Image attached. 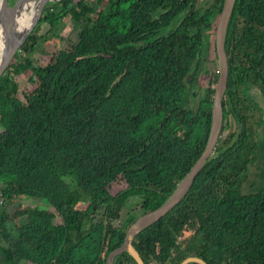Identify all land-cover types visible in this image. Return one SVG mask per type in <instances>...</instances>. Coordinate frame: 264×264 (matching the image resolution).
Listing matches in <instances>:
<instances>
[{"label": "trees", "instance_id": "1", "mask_svg": "<svg viewBox=\"0 0 264 264\" xmlns=\"http://www.w3.org/2000/svg\"><path fill=\"white\" fill-rule=\"evenodd\" d=\"M154 1L49 2L1 77L0 264H107L102 254L165 202L205 150L218 72L207 69V87L199 76L204 51L215 50L211 35L224 0L203 14H189L193 0H163L175 8L147 43L138 35L153 27L141 20ZM186 11L187 23L174 21ZM68 14L80 32L61 47L54 31L65 30ZM54 39L49 61L35 64L29 55ZM226 50L223 133L188 194L136 236L145 264H181L190 256L264 264V185L244 190L264 123V108L251 94L256 88L264 99V0L236 1ZM23 72L30 85L21 88ZM120 178L126 187L113 193ZM26 197L51 209L8 211ZM116 260L136 264L128 252Z\"/></svg>", "mask_w": 264, "mask_h": 264}, {"label": "water", "instance_id": "2", "mask_svg": "<svg viewBox=\"0 0 264 264\" xmlns=\"http://www.w3.org/2000/svg\"><path fill=\"white\" fill-rule=\"evenodd\" d=\"M51 0H0V79L12 64L22 45L40 21L46 4ZM237 0H224L216 21V54L219 71L214 86L212 125L205 150L190 171L177 183L176 189L159 207L140 215L127 229L125 240L107 256V264H115V258L128 252L137 264H145L140 252L134 246L136 236L147 227L163 218L188 194L199 172L213 154L224 124V95L229 79V60L226 50V37L230 20ZM166 32V30L164 31ZM208 264L204 259L190 256L181 264Z\"/></svg>", "mask_w": 264, "mask_h": 264}, {"label": "rangeland", "instance_id": "3", "mask_svg": "<svg viewBox=\"0 0 264 264\" xmlns=\"http://www.w3.org/2000/svg\"><path fill=\"white\" fill-rule=\"evenodd\" d=\"M14 1L15 0H10L8 2L9 5H12ZM66 23H67V27L65 28L63 32L54 31L57 34L61 33L60 34L61 37L59 39L61 47H66L71 42H74L79 34V29H77V25H73V22L71 21V19H67ZM47 29L48 27L45 26L43 30L46 31ZM57 41L58 40L54 39V40H51L50 42L46 41L42 43L40 46L37 47V49L34 52H32L29 55V57L32 59V61L35 64L48 62L50 54L46 52V48L48 46L54 47V44L52 42H55L56 44ZM215 56H216L215 52L212 51L209 57V59L212 60V62L209 63L212 72L216 71L218 67V61L215 60ZM17 78L21 82V85H22L21 88L30 85L27 72H23L22 74L18 75ZM208 80H209L208 77H204L200 81L202 85L206 86L207 84H209ZM251 94L257 98V100L262 104L264 108V99H263V96H261L258 89L254 88L251 91ZM233 127H234V123H233ZM227 131L228 130H226L222 136H225L227 134ZM251 184H254L253 185L254 188L255 187L258 188L264 185V123H263L262 130H261V140L259 143V149H258V152L255 156L253 163L250 165V169L248 171V176H247V181H245L244 183L245 192L249 191ZM125 187H126V181L120 178L117 181L112 183V185L110 186V189L113 193H115ZM24 208H28L30 211H32V213H29L27 215V216H30V215H39L46 208L51 209V205H49L45 200L38 199V198L33 199V198H28V197L20 198L18 200H15V203L8 205V211L11 214L15 213L16 211H22ZM21 264H28V262L23 261Z\"/></svg>", "mask_w": 264, "mask_h": 264}, {"label": "flooded vegetation", "instance_id": "4", "mask_svg": "<svg viewBox=\"0 0 264 264\" xmlns=\"http://www.w3.org/2000/svg\"><path fill=\"white\" fill-rule=\"evenodd\" d=\"M10 0H8V2H9ZM53 1H55V0H51V1H49V2H53ZM216 1L217 0H193V1H191L190 3H188L187 1H186V4L188 3V5H189V7H191V6H193V11L192 12H190L189 14H192L193 12H195V11H198L199 9V11H200V14H203V13H205V12H207V10L208 9H210L213 5H215V3H216ZM48 2V3H49ZM48 3L46 4V6L48 5ZM141 3V4H140ZM147 3L149 4V2H148V0H146L145 2H143L142 3V1L141 0H139V2H137V4H135V3H133V4H135L134 5V7H138L139 5H140V7H143V6H147ZM223 4H224V1H223ZM45 6V7H46ZM103 6V5H102ZM152 6H153V8H152V11L151 12H148L147 13V15L148 16H146V15H144V14H146V13H143V11H140L139 9H137V14H141V15H144L145 17L143 18V20H141V22L142 23H149V24H153V27H151V29H148V30H144L142 33H140L139 35H138V38L139 39H141V41H143V42H147V43H153L154 42V39H155V37H156V35L158 34V33H160L165 27H160V26H156L155 24H159L160 22L159 21H162L163 19H164V16L169 12V13H171L173 10H174V4H173V2H163V0H158L157 2H152ZM101 7V6H100ZM99 7V8H100ZM222 7H223V5H222ZM222 7H221V9H220V11H219V13L217 14V17H216V21H217V18H218V16H219V14H220V12H221V10H222ZM98 8V10H100ZM45 9V8H44ZM69 8H66V9H64V11H67ZM44 12V11H43ZM187 11H186V13H184L183 15H179L178 16V14H176V15H174L173 17V19H174V21H178V20H180L181 19V22L182 21H185L186 23L188 22L187 21V19H186V16H187ZM71 19V21L73 22V25H77V29H80L79 28V22H77V21H75V17L73 16V15H71V14H68L66 17H65V19H64V22H65V25H66V27H67V23H66V20L67 19ZM195 21H197V18L196 19H194ZM193 19L190 21V22H193L194 21ZM216 21H215V27H214V29L212 30V35H211V40H212V42L214 41V44H215V36H216ZM175 22V23H176ZM229 26H230V24H229ZM185 29L186 30H189V31H191V32H196V30L194 29V27L193 26H186L185 27ZM229 29V28H228ZM80 32V31H79ZM227 35H228V32H227ZM226 41H227V37H226ZM137 43H139V41H137ZM129 44V43H128ZM212 48H213V45H212ZM207 49L206 51H204V53H203V57H202V64H201V66L204 68V73H202L200 76H199V83H200V85H202L201 84V79L202 78H204V77H210V75L209 74H207V69L208 70H211V67H210V65H209V63L210 62H208L207 61V57H208V60H210L209 59V57H210V55H211V53H212V51H214L215 52V54H216V44H215V50L214 49ZM209 53V54H208ZM216 56H217V54H216ZM218 59V58H217ZM15 61V59L13 60V62ZM218 61V60H217ZM12 62V63H13ZM194 67H195V65H193L191 68H190V70L187 72V74H186V77H185V80H189V78H191L192 77V74H193V72H194ZM219 71V65H218V68H217V70L216 71H214V72H218ZM209 82V84H207L206 86H204V87H207V86H209L210 85V80H208ZM188 85H190V83L188 84ZM214 86H215V83L212 85V89L214 90ZM192 92H193V90H191ZM203 92L202 91H200V93H199V95H201ZM209 97H213V93L211 92L210 93V96ZM199 99V97L196 99V101H195V103H194V106H196L197 107V100ZM135 246V245H134ZM107 256L108 255H104V254H102V258H103V260L105 259L106 260V262H107ZM118 257V256H117ZM116 257V258H117ZM116 258H115V264H125V263H123V262H117V260H116ZM144 260V259H143ZM145 262V261H144ZM137 264V263H136Z\"/></svg>", "mask_w": 264, "mask_h": 264}, {"label": "crops", "instance_id": "5", "mask_svg": "<svg viewBox=\"0 0 264 264\" xmlns=\"http://www.w3.org/2000/svg\"><path fill=\"white\" fill-rule=\"evenodd\" d=\"M26 262H28V264H33L32 262H30V261H26Z\"/></svg>", "mask_w": 264, "mask_h": 264}]
</instances>
